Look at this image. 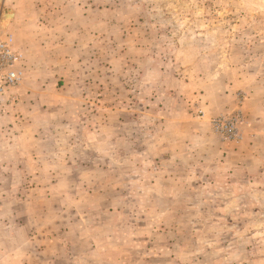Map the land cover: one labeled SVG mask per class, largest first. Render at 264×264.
Returning a JSON list of instances; mask_svg holds the SVG:
<instances>
[{"label":"rangeland","instance_id":"1","mask_svg":"<svg viewBox=\"0 0 264 264\" xmlns=\"http://www.w3.org/2000/svg\"><path fill=\"white\" fill-rule=\"evenodd\" d=\"M0 34V264H264V0H0Z\"/></svg>","mask_w":264,"mask_h":264},{"label":"built area","instance_id":"2","mask_svg":"<svg viewBox=\"0 0 264 264\" xmlns=\"http://www.w3.org/2000/svg\"><path fill=\"white\" fill-rule=\"evenodd\" d=\"M22 75L20 54L11 43V37L0 34V95L15 88ZM215 129L223 136L233 138L238 136L236 118H216Z\"/></svg>","mask_w":264,"mask_h":264},{"label":"water","instance_id":"3","mask_svg":"<svg viewBox=\"0 0 264 264\" xmlns=\"http://www.w3.org/2000/svg\"><path fill=\"white\" fill-rule=\"evenodd\" d=\"M14 16V12L11 9H5L3 13V17L8 20Z\"/></svg>","mask_w":264,"mask_h":264}]
</instances>
